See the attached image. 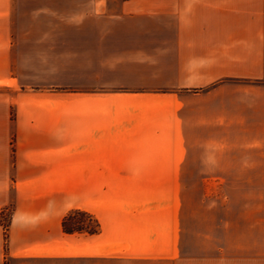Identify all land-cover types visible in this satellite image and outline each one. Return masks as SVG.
Instances as JSON below:
<instances>
[{"label":"crops","instance_id":"obj_1","mask_svg":"<svg viewBox=\"0 0 264 264\" xmlns=\"http://www.w3.org/2000/svg\"><path fill=\"white\" fill-rule=\"evenodd\" d=\"M9 207L0 264H264V0H0Z\"/></svg>","mask_w":264,"mask_h":264},{"label":"rangeland","instance_id":"obj_2","mask_svg":"<svg viewBox=\"0 0 264 264\" xmlns=\"http://www.w3.org/2000/svg\"><path fill=\"white\" fill-rule=\"evenodd\" d=\"M21 21H46V20H49V21H52V20H55V18L53 17H50V18H47L45 17V15L43 14H36V15H32V14H27V13H22L21 14ZM225 177H228V181L230 182V188L228 189H223V190H215V191H211L210 192H207L206 194V191H203V190H193V191H181L182 195L185 196V194H187L188 196H191L193 198H195L199 203L201 202L202 199H209L211 198L208 203H216L214 205L217 206V208L220 207V204H221V199L223 200H227V198L230 199V204H234V208H235V195H236V191L235 189H232L231 186L232 185H235V175H223ZM219 203V204H218ZM213 205V207L215 208V206ZM199 207L201 208H205L206 205L205 203L203 204H199L198 205ZM12 208L13 207H9L8 209L4 210L3 212L0 213V220L3 224H6L9 220H10V217H11V213H12Z\"/></svg>","mask_w":264,"mask_h":264},{"label":"trees","instance_id":"obj_3","mask_svg":"<svg viewBox=\"0 0 264 264\" xmlns=\"http://www.w3.org/2000/svg\"><path fill=\"white\" fill-rule=\"evenodd\" d=\"M10 221L11 217L10 220L4 224L6 244ZM0 223H2L1 220ZM62 225L64 230L68 233L86 232L94 234L101 231V222L99 218L92 212L82 208H72L64 217Z\"/></svg>","mask_w":264,"mask_h":264}]
</instances>
